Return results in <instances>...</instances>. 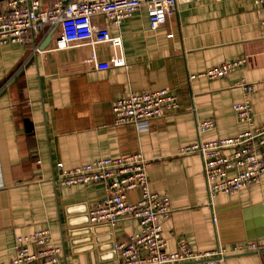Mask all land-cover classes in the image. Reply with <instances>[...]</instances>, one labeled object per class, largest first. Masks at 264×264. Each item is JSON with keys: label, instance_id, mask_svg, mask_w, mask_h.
I'll list each match as a JSON object with an SVG mask.
<instances>
[{"label": "crops", "instance_id": "0c3cea01", "mask_svg": "<svg viewBox=\"0 0 264 264\" xmlns=\"http://www.w3.org/2000/svg\"><path fill=\"white\" fill-rule=\"evenodd\" d=\"M263 22L264 7L253 0L180 3L154 31L143 7L118 26L102 19L110 36L121 39L130 65L105 71L95 68L89 47L58 49V30L43 51L37 47L49 31L34 43L0 45V264H12L18 237L39 231L49 232V245L62 249L66 264H119L103 249L104 231L86 235L89 227L109 225L85 226L88 210L106 194L104 184L60 186L56 165L73 169L136 153L147 161L149 189L170 200V214L160 220L167 252L179 240L204 252L264 239V178L210 200L200 156L179 154L182 147L247 129L232 110L244 98L252 125H264ZM108 57L106 49L96 53L97 62ZM240 58L245 63L225 78L198 76ZM241 78L253 86L248 95L235 86ZM158 90L176 96L178 109L151 119L146 130L115 125L113 101ZM205 120L214 126L199 132ZM138 198L137 191L128 194ZM110 228L114 245L140 231L133 219ZM218 264H264V250Z\"/></svg>", "mask_w": 264, "mask_h": 264}, {"label": "built area", "instance_id": "2783aa9c", "mask_svg": "<svg viewBox=\"0 0 264 264\" xmlns=\"http://www.w3.org/2000/svg\"><path fill=\"white\" fill-rule=\"evenodd\" d=\"M190 1L3 0L0 2V45L34 43L41 33L58 30V49L86 46L91 49V61L97 70L127 69L130 65L125 63L121 39L111 37L108 28L99 24L100 20L118 26L143 7L149 29L154 31L166 23L178 4ZM253 1L264 7V0ZM104 49L109 51L108 59L97 62V51ZM244 63L243 58L223 62L198 76L207 80L222 79ZM235 86L246 95L253 91V86L243 78ZM111 108L116 126L131 124L142 131L147 129L151 119L178 109V100L167 90L129 93L113 101ZM232 110L247 129L232 138L197 142L179 149L180 155L200 156L210 200L218 195L233 196L264 178V125H252L248 98L233 104ZM213 126V120H205L197 129L205 132ZM56 168L60 186L104 184L106 194L88 210L90 224L116 226L125 220L138 221L140 231L114 245L119 264H218L229 255L264 250V239L246 241L229 249L217 246L204 252L192 250L184 240H179L176 250L167 252L160 220L168 218L170 200L149 189L147 161L140 153L103 158L73 169H65L62 164H57ZM136 191L139 198L129 200L128 194ZM215 220L213 218V222ZM49 242L48 231L18 237L12 264H66L62 249L50 246Z\"/></svg>", "mask_w": 264, "mask_h": 264}, {"label": "water", "instance_id": "95a60500", "mask_svg": "<svg viewBox=\"0 0 264 264\" xmlns=\"http://www.w3.org/2000/svg\"><path fill=\"white\" fill-rule=\"evenodd\" d=\"M3 1V0H0V2ZM52 32H49L42 40V42L40 43L39 47H37V50L39 51H43L45 50V48L49 45V43H51L52 41ZM86 221L85 222V226L90 224L89 223V220H88V217H86ZM88 223V224H87ZM111 226L110 225H107L105 228L102 227V228H90L89 229L87 228V231H86V235H90L91 233L95 234L96 232H99V231H104V233H106L105 235V238L102 239L105 241V243L103 244V249L104 250H107L109 251V255L110 256H115V252H114V243L112 241V236H111Z\"/></svg>", "mask_w": 264, "mask_h": 264}, {"label": "trees", "instance_id": "16d2710c", "mask_svg": "<svg viewBox=\"0 0 264 264\" xmlns=\"http://www.w3.org/2000/svg\"><path fill=\"white\" fill-rule=\"evenodd\" d=\"M25 124H26L27 127L31 125V124L28 122V119L25 120Z\"/></svg>", "mask_w": 264, "mask_h": 264}]
</instances>
